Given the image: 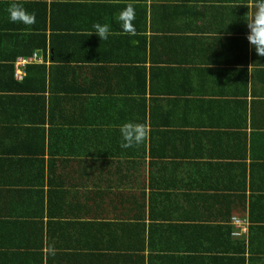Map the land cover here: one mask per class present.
<instances>
[{"label": "crops", "instance_id": "1", "mask_svg": "<svg viewBox=\"0 0 264 264\" xmlns=\"http://www.w3.org/2000/svg\"><path fill=\"white\" fill-rule=\"evenodd\" d=\"M257 1L0 0V264H101L88 259L90 246L100 245L116 227L122 230L116 241L126 243L128 259L108 264H131L132 257L144 264H264V210L249 213V235L233 236V225L218 221L230 204L227 197L220 198L224 205L215 198L226 194L220 157L192 147L189 155L200 160L178 167L179 187L171 200L162 198L166 206L171 202L167 220L185 213L194 221L184 224L205 228L195 234L165 231L149 213L136 218L135 212L114 208L131 190L121 178L108 185L102 175L106 157L129 168L124 162L130 147L121 146L123 127L130 136L143 130L147 150L162 134L168 138L193 129L188 109L211 102L183 103L189 98L183 81L200 75L210 84L212 100L222 97L212 93L215 84L243 93L241 129L258 133L256 141L247 142V156L256 158V179L264 178V69L258 70L264 57L250 45L246 28ZM13 4L34 14L35 24L12 23L8 9ZM129 8L126 30L117 17ZM97 23L110 27L107 40L92 34ZM29 50L37 57L22 64ZM16 58L22 78L25 66L33 63L29 66L46 68L44 80L36 79L41 72L33 69L30 89L14 88L9 66ZM163 62L170 63L161 69ZM39 81L42 90L36 89ZM38 129L39 141L27 154L24 149ZM113 146L123 156L105 149ZM234 172L231 165L224 174ZM134 174L140 171H126L132 180ZM97 175L102 183L90 185ZM88 204L97 220L109 218L95 233L78 225ZM11 244L16 250L7 254ZM206 248L210 252H202L207 258L201 262L200 251Z\"/></svg>", "mask_w": 264, "mask_h": 264}, {"label": "trees", "instance_id": "2", "mask_svg": "<svg viewBox=\"0 0 264 264\" xmlns=\"http://www.w3.org/2000/svg\"><path fill=\"white\" fill-rule=\"evenodd\" d=\"M260 3L261 0L256 2L257 11H255L252 17L253 21L259 11L257 5ZM246 28L250 30L249 26ZM34 54L33 50H29L25 53V56L21 57H24V60L28 61V57H33ZM17 59L18 58L9 66L12 71L11 75L14 78V83H12L14 88L20 90L30 89L29 85L32 79L30 70H40L39 72H41V74L38 75L36 79H43L45 77L46 68L44 66L33 67L29 66L33 63H29L25 66V69L28 71L27 74L23 76L21 80L17 79L15 76V72L17 71ZM163 63H165V66H162L161 69L166 67L170 62ZM262 69L264 68L258 70ZM205 80L198 75L194 78L187 76L183 81L185 91L189 95V98L183 100V103L189 101L211 102L207 105L200 104L198 109H188L189 114L192 115L190 119L191 125L193 124V129L191 131L184 134L182 132H177L182 133L181 135L173 132L168 138H165L167 134H162L164 138L161 139L157 145H155V141L157 142V140H154V145H152L149 150H147L144 142L138 146H134V148L130 147L124 162L129 167L127 170L119 166L117 161L114 162L107 157L104 159V174L102 175L104 180H109L107 184L110 185L121 178L120 184L123 182V184L128 186L131 190L128 197L123 199L120 205H113L114 208L121 207V209L128 210L130 215L135 212L133 215L136 218L145 217L146 213H149V216L156 220V227L163 228L165 231H180L184 229L194 231L192 234H195L197 230L205 229L203 226L195 224L194 222L188 225L184 224L187 221H194V219L191 220L185 213L179 215L175 219L171 217L167 220L166 212H168L169 209L166 211V208L171 202H169L167 206L162 203V198L171 200V196H174L175 189L179 187L180 181L178 180L179 175L176 173V169L180 166L190 168L194 161L200 160L198 156L189 155L191 148L196 146L202 151H206L210 156L215 158L220 157L225 161L219 162L218 169L221 170L222 180L224 179L223 181L221 180V188L222 191H226V194L221 192L223 195H217L215 198L220 205H224V203L220 201V198L227 197L230 204L222 208L218 221L229 224L233 216L246 217L249 216V213H253L258 208L264 210V178L260 177L256 179V158L255 156L251 158L247 156L249 149L247 147V142L251 140L256 141L258 133H256L257 131L248 133L241 129L243 123H245L242 121L243 109L245 108L242 106V103H247V101H243L241 97L243 93L237 92L227 83H223V86L215 84L212 87L213 94L222 96L218 100H212L207 93V87L211 92L210 84ZM35 86L37 90L44 89V84L41 83V81L37 82ZM139 88L140 91L143 90V92L147 89L144 84L141 85V82H139ZM154 91H158V88H153V92ZM221 105H225L224 112L219 114L217 111ZM244 129H247V125ZM141 132L143 133V130H137L136 135ZM168 134H170V132ZM40 136L38 129L28 141L24 149L25 153H33L35 149L34 144L39 141ZM105 149L109 151L115 150V152H117L116 146L106 147ZM41 153L42 155L45 154L44 146L42 147ZM117 153L121 154L120 151ZM35 155H37V153ZM230 160H232L233 163H230ZM204 164L215 167L213 162L205 161ZM231 165H234L235 172L233 175L226 178L224 173L229 172ZM131 168L132 170L137 169L140 171V175L134 174L136 175L134 180L131 179L132 176L128 175V177H126V171H129ZM146 170H148L149 176L146 174ZM249 178L251 180V187L246 183ZM101 183L102 180L97 175L96 179H94L90 185L98 186ZM90 206L91 205L88 204L86 208ZM107 207V205H104V210H106ZM68 212L72 216H77L79 214V211L74 210H69ZM200 215L202 217V211H200ZM107 219L109 218L104 217L103 220H97L95 210L93 208H88L86 215L83 214V221H79L78 225L83 230L95 233V229L98 230V227H102ZM166 220L170 223L163 224ZM158 221L161 222L158 223ZM121 227L125 230L126 225L122 224ZM121 234L122 230L120 227H116L111 234H105L104 240L100 245L90 246L91 252L87 255L88 259L92 262L101 264L105 261L104 264H108L113 258H127L124 256L125 251H128L126 243L118 244L116 241V237ZM6 249L8 251L6 253L8 254L11 249L13 251L16 250V245L11 244ZM204 250L210 252L209 248L200 251L201 262H205L207 258L202 254ZM133 259V257L130 258L131 264H144V262L140 260L134 261Z\"/></svg>", "mask_w": 264, "mask_h": 264}, {"label": "clouds", "instance_id": "3", "mask_svg": "<svg viewBox=\"0 0 264 264\" xmlns=\"http://www.w3.org/2000/svg\"><path fill=\"white\" fill-rule=\"evenodd\" d=\"M259 11L257 12L254 22L252 20L249 21L250 30H248V40L250 45L255 49L256 53L260 57H264V0H261V3L257 5ZM9 19L12 23H20L32 25L35 24L36 18L35 15L29 13L26 9L21 7L18 4H13L8 9ZM118 22L121 23L122 27L126 28L127 22L132 19V9L129 8L126 11L122 12L118 17ZM126 30H128L126 28ZM130 31V30H129ZM92 34H96L101 40H107L111 34L110 27L108 25H101L97 23L94 25V31ZM121 137L123 148H129L138 146L143 143L144 135L141 132L137 135H129L128 129L123 127L121 129ZM241 219L242 225L239 227L241 233L245 235H249V231L253 226V221L249 216L239 217L233 216ZM233 217L231 218V223L233 225V230L231 234L233 235L236 225L233 224ZM236 236V235H233Z\"/></svg>", "mask_w": 264, "mask_h": 264}, {"label": "built area", "instance_id": "4", "mask_svg": "<svg viewBox=\"0 0 264 264\" xmlns=\"http://www.w3.org/2000/svg\"><path fill=\"white\" fill-rule=\"evenodd\" d=\"M35 56L37 57V55H35ZM21 63L25 64L26 61L21 60ZM16 76H17L18 79H22L21 71L18 70ZM233 224L236 225V227L239 229L238 231H234L233 235H240L241 231H240L239 227L242 225L241 219H239L237 217H233Z\"/></svg>", "mask_w": 264, "mask_h": 264}, {"label": "bare ground", "instance_id": "5", "mask_svg": "<svg viewBox=\"0 0 264 264\" xmlns=\"http://www.w3.org/2000/svg\"><path fill=\"white\" fill-rule=\"evenodd\" d=\"M24 60V59H23Z\"/></svg>", "mask_w": 264, "mask_h": 264}]
</instances>
